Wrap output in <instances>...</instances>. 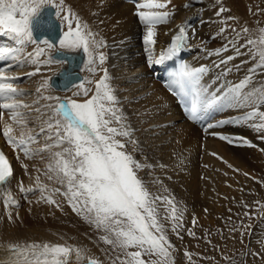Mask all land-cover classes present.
<instances>
[{
    "label": "snow or ice",
    "instance_id": "1",
    "mask_svg": "<svg viewBox=\"0 0 264 264\" xmlns=\"http://www.w3.org/2000/svg\"><path fill=\"white\" fill-rule=\"evenodd\" d=\"M170 4L171 0H143L136 5L135 15L146 28L144 43L149 53L156 44L157 26L168 23L173 15L168 10ZM49 8L55 10V17L67 26L56 40L50 37L39 39L36 36V32L46 24L44 15ZM225 11L226 8L220 7L216 15L220 16ZM224 30L222 28L220 31ZM249 31L247 28L242 29L245 34ZM258 32L257 38H249L245 44L233 49L236 55H243L241 49L248 48L250 56L257 61L249 68V74L238 83L228 85L216 93H209L201 84L203 76L210 71L207 66L191 67L185 64L176 74L181 88H187L193 93L189 107V119L193 121L199 119L202 113L217 107L250 109L243 116L209 124L205 131L232 124L247 125L257 133H264V111L261 110L264 107V84L250 87L257 71L264 70V28H259ZM0 34L9 36L20 45H37L34 52L29 54L34 64H61L66 62V53L61 50L82 51L87 58L88 71L93 74L102 72L97 80L80 82L79 91L74 95H82L83 100L61 99L44 94L51 87L49 79H45L36 92L40 94L39 99L49 103L33 108L18 99L24 93L15 86L17 77L8 76L0 69V121H4L5 111L11 121L3 122V137L13 151L23 152L26 159L46 152L49 162L45 170L36 171L49 181L61 185L49 188L41 181L40 175H37L34 186L25 187L23 181H20L19 192L26 195L39 191L38 203L55 206L61 212L63 207L55 196H62L73 213L102 233L100 241L109 245L112 251L122 253L116 256L113 264L116 261L119 264H174L169 251L174 246L168 239L162 220L172 222V230L179 236L177 229L183 227V209L178 207L174 197L153 195L139 175L142 169L150 165L141 163L133 155V152L139 150V141L134 138V130L117 106L118 99L109 83L108 70L95 67L97 57L100 65L105 63V54L98 51L104 46V41L96 39V34L70 7L65 6L64 0H0ZM239 36L240 33H237L238 38ZM187 38L185 27L179 26L178 34L173 35L167 50L155 61L149 55L148 62L159 64L175 56L186 46ZM231 43L229 41L228 45L208 54L220 56L221 53L228 52ZM12 51L0 48V57L7 56ZM46 51L54 52L55 55H48L47 59L41 61L39 58L45 56ZM233 59L235 56H225L216 67L227 65ZM229 71L231 69L225 68L223 75L226 76ZM39 72L40 68L37 67L29 75ZM90 85L94 87H89ZM21 109H29L38 114V119L41 120L38 131L28 128L26 114ZM17 128L20 129L19 136L15 134ZM212 135L237 147H256L243 136L215 132ZM40 137L44 138L45 143L40 148H32L31 145L38 143ZM258 138L264 140V135ZM128 145H132L131 152L128 151ZM211 154L217 156L216 153ZM21 167L25 175H30L27 164L22 163ZM228 167L231 168L232 165L229 164ZM13 178L12 165L3 151H0V192H4V215L0 216V220L6 217L10 224L21 219L19 202L10 190L5 192ZM161 205L166 214L163 217L160 214ZM261 207L264 208V205ZM13 210H16L15 214ZM195 225L196 219L193 217V226ZM188 234L195 235L191 229ZM6 251L9 253V264H71L73 254L76 264H84L85 261L86 264H103L99 259L88 256L85 248L66 244L10 242L6 245ZM184 255L191 259V254L187 251ZM145 256H154L156 259L146 261L143 258Z\"/></svg>",
    "mask_w": 264,
    "mask_h": 264
},
{
    "label": "bare ground",
    "instance_id": "2",
    "mask_svg": "<svg viewBox=\"0 0 264 264\" xmlns=\"http://www.w3.org/2000/svg\"><path fill=\"white\" fill-rule=\"evenodd\" d=\"M64 2L65 6L70 7L96 34L97 40L104 41V46L98 49L106 56L101 68L108 70L109 83L118 99L117 106L126 115L127 123L134 130V138L139 141L140 150L144 146L150 154L157 157L156 160L161 161L158 167H164L161 171L171 177L174 186L181 188V193L189 199L188 204L190 201L200 210L207 208L213 211L220 210L224 200L238 191V185L241 182L246 180L253 185V180L256 179L255 174L263 175L264 140L258 137L264 133H257L247 125L232 124L205 131L209 124L243 116L250 109L228 106L209 109L201 114L205 121L203 128L197 129L181 117L174 99L164 90L161 83L154 79L152 70L149 69L154 62L150 64L148 57L151 55L155 61L162 52L167 50L172 34L178 31L179 26H184L188 37L186 43L191 46L184 65L191 67L204 65L210 69L201 80L202 86L209 93H216L228 85L238 83L249 74V68L253 67L257 61L250 56L248 48L241 49L243 55H236L233 49L245 44L249 38L259 36L258 29L264 28V0H171L168 10L173 15L168 23L157 26L156 44L151 53L146 50L144 43L146 28L134 13L137 3L143 0H136L135 6L123 0H64ZM250 3L253 5L249 8ZM220 7L226 8L227 11L217 16L216 13ZM228 15L232 16L231 21L228 20L230 18ZM234 26H239L240 29L233 31ZM242 26L250 30L246 37L242 32ZM222 28L225 29L223 32L220 31ZM237 33H240L239 38ZM211 37L212 39L209 40ZM229 41L232 43L228 52L221 53L220 56L208 54L228 45ZM39 46L44 47V45ZM36 47L37 45L31 43L20 45L13 55H7L9 63L12 60L17 62L16 67L9 71L1 66L7 75L17 77L19 80L15 86L24 95L19 96L18 99L32 105L33 108L49 103L39 99L40 94L36 92V89L45 79H49L65 65V62L48 65L32 63L29 54L33 53ZM53 54L54 52L51 54L46 51V55L39 59L43 61L48 58V55ZM229 55L235 56V59L227 65L216 67L222 58ZM84 62L83 60L80 66L81 74L83 72L81 69L84 70ZM97 62H99L98 57ZM37 67L40 68V72L29 75ZM88 68L86 62V73ZM225 68L231 69L226 76L223 75ZM88 79L97 80L96 76L89 71L88 75L85 74L84 80ZM81 81L73 82L66 89L57 90L69 91L70 89L75 94L79 91L78 85ZM263 81L264 70H258L253 76L250 87H258L263 84ZM44 94H53L61 99L71 98V94L63 96V92H58L52 87ZM261 110L264 111V107ZM21 111L26 114L28 128L38 131L41 124L38 114L29 109H21ZM4 121L11 122L7 111H5ZM4 121H0V129L3 128ZM254 122L258 121H250V123ZM19 132L20 129L17 128L15 134L19 136ZM213 132L246 137L256 147H237L224 141L222 143L220 139L212 135ZM196 141L197 146H201L203 150L201 153L193 151V155L187 156L182 148L193 147ZM44 143V138L40 137L39 142L32 144L31 147L40 148ZM6 151L12 163L14 178L5 192L10 190L19 202L18 211L21 219L13 224L8 223L6 217L0 220V264H9V253L6 251L8 243L33 241L83 247L87 250L88 256H97L106 260L100 248L103 244L100 245L94 237L95 229L70 211L68 213L62 196H55L63 207L61 212L55 206H49L44 202L38 203L39 191L26 195L19 192L20 181H23L25 187L34 186L37 175H40L41 181L49 188L61 187L59 184H52L53 182L46 176L36 171V169H40L41 172L45 170L49 162L48 154L45 152L32 159H26L23 152H16L13 149H6ZM211 153H216L222 159ZM146 160L149 159L145 158V162ZM22 163L29 166L30 175H25L21 167ZM229 164L232 165L231 168L228 167ZM3 198L4 192H0V216L4 215ZM15 211L13 210L14 214ZM71 264H76L74 254L71 257Z\"/></svg>",
    "mask_w": 264,
    "mask_h": 264
},
{
    "label": "rangeland",
    "instance_id": "3",
    "mask_svg": "<svg viewBox=\"0 0 264 264\" xmlns=\"http://www.w3.org/2000/svg\"><path fill=\"white\" fill-rule=\"evenodd\" d=\"M253 3H250L249 8ZM250 13L253 14V12ZM228 17L231 18L232 16L228 15ZM55 19L59 22L60 35H62L61 25L62 32L66 30L67 26L60 19L56 17ZM228 20L231 21V19ZM234 29L236 31L237 29H240V27L234 26ZM242 29H244V27ZM244 36H248V33H244ZM210 39H212V37L209 38V40ZM52 53L53 52H51V54ZM84 61V70L81 69V72L83 71V76L82 74L81 76L84 78L81 80L85 79V74L88 75V71L86 73L85 69L87 62L85 56ZM87 66L89 67L88 64ZM95 67L101 68L103 65H100L99 62H97ZM91 74L93 73L91 72ZM93 75L96 76V79H99L102 72L97 71ZM53 89L58 92H63V96L71 94V99H84L82 95H74V91L70 89L69 91ZM52 96L54 95L52 94ZM123 115L126 118V115ZM220 142L222 141L220 140ZM197 144L198 142L196 141L195 146L182 149L187 156H189V154L193 155V151L201 153L203 148L197 146ZM140 148L141 146L139 144V150L133 152V155L141 163L150 165V167L142 169L139 173V175L145 180L149 191L153 195H168L174 197L178 207L183 209V227L177 229L179 236H177L176 232L172 230V222L167 219L162 220L168 239L174 246L169 250L174 264H264V208L261 207V205H264V171L263 175L261 173L255 174L256 179L253 180V185L249 184L246 180L241 182L238 185V191L224 200L220 210L213 211L207 208V211H205V209L200 210L199 207L194 206L190 201L188 204L189 199L181 193V188H179V186H174L171 177H168L167 173L161 171V168H164L163 166L159 168L161 161L156 160L157 157L150 154L149 150L147 151V148L144 146L141 150ZM128 151H132V145H128ZM145 158H148L149 160H146L145 162ZM156 180L160 181V183H153V181ZM51 182H53L52 184H57L54 181ZM165 189H167V191H165ZM257 201L259 203H256ZM64 203L68 213L70 211L73 215L78 217L71 211V208L68 207L66 201ZM245 213H248V215H245ZM160 214L161 217L166 215L162 205L160 206ZM193 217L196 219L195 226H193ZM189 229L195 233L194 236L188 234ZM93 234L98 243L100 245L103 244L100 248H102L101 250L106 260L97 256H95V258L102 261L103 264H113V261L116 260V256L118 254L122 255V253L112 251L109 245H105L100 241L99 236L102 233L95 230ZM130 250L134 251L136 249ZM185 251L191 254L190 260L184 255ZM143 258L146 261L149 259H156L154 256H145ZM116 264H119V261H116Z\"/></svg>",
    "mask_w": 264,
    "mask_h": 264
},
{
    "label": "water",
    "instance_id": "4",
    "mask_svg": "<svg viewBox=\"0 0 264 264\" xmlns=\"http://www.w3.org/2000/svg\"><path fill=\"white\" fill-rule=\"evenodd\" d=\"M46 13L44 15V20L46 24L44 27L40 28L36 32V36L37 38H40L41 36H47L48 38L50 37L51 39L56 40L59 35L57 23L52 18H50V14H51L50 8L47 10ZM65 60L68 61V67L59 73L61 79H64V81L62 82L61 79L60 80L58 79L60 81L58 83L56 77H53L51 80L52 85L60 89L65 88L70 83L79 79V76L75 72V70L79 66V61L77 60L76 56L72 54H66Z\"/></svg>",
    "mask_w": 264,
    "mask_h": 264
}]
</instances>
